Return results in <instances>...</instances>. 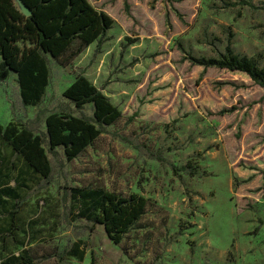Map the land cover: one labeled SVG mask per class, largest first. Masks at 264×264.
Here are the masks:
<instances>
[{
    "label": "rangeland",
    "instance_id": "obj_1",
    "mask_svg": "<svg viewBox=\"0 0 264 264\" xmlns=\"http://www.w3.org/2000/svg\"><path fill=\"white\" fill-rule=\"evenodd\" d=\"M88 1L111 28L67 65L45 55L36 106L23 105L9 73L0 126L38 134L51 113L92 117L90 104L80 111L62 95L79 73L121 117L70 161L48 152V179L0 139V190L13 188L0 197V230L17 231L7 251L28 248L37 264H264V88L196 63L228 45L264 68V0ZM75 186L138 193L148 205L115 244L77 218L66 193Z\"/></svg>",
    "mask_w": 264,
    "mask_h": 264
},
{
    "label": "trees",
    "instance_id": "obj_2",
    "mask_svg": "<svg viewBox=\"0 0 264 264\" xmlns=\"http://www.w3.org/2000/svg\"><path fill=\"white\" fill-rule=\"evenodd\" d=\"M20 1L31 10L29 16L22 13L16 0H0V81L9 73H15L23 105L36 106L42 101L49 84L45 55L69 64L92 42L101 41L114 19L88 0ZM243 3L249 5L245 0ZM257 61V58L234 53L227 45L219 56L202 57L196 63L244 73L252 83L264 88V68ZM62 95L80 111L90 104L92 117L51 113L44 121L45 131L38 134L26 125L9 123L0 126V139L33 173L46 179L52 170L48 152L54 153L59 147L70 161L97 139L106 126L121 117V111L109 97L81 73L75 76ZM188 169L193 175L197 173L191 163L182 168ZM12 189L10 186L1 189L0 197ZM66 193L77 202V218L93 226H102L115 244L120 243L144 215L148 205V200L138 193L121 195L102 188L78 186L68 187ZM15 234L17 231L0 230V264H37L28 248L17 253L7 251L8 239L15 238ZM76 252L74 249L67 253L77 257Z\"/></svg>",
    "mask_w": 264,
    "mask_h": 264
},
{
    "label": "water",
    "instance_id": "obj_3",
    "mask_svg": "<svg viewBox=\"0 0 264 264\" xmlns=\"http://www.w3.org/2000/svg\"><path fill=\"white\" fill-rule=\"evenodd\" d=\"M16 1L18 3V7L22 11V13L25 16H29L31 14V10L28 7H26V5L23 2H21L20 0H16Z\"/></svg>",
    "mask_w": 264,
    "mask_h": 264
}]
</instances>
